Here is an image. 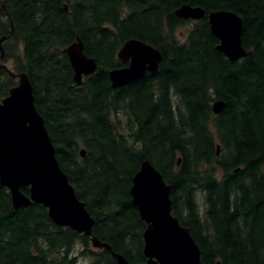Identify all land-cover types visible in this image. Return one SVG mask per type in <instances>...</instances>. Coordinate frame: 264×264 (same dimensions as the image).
I'll return each instance as SVG.
<instances>
[{"label":"trees","instance_id":"trees-1","mask_svg":"<svg viewBox=\"0 0 264 264\" xmlns=\"http://www.w3.org/2000/svg\"><path fill=\"white\" fill-rule=\"evenodd\" d=\"M183 5L237 16L250 55L228 62L205 19L173 16ZM2 38V63L27 75L58 168L93 220L91 237L128 264L145 262V226L129 188L147 161L169 187L170 214L201 264H264V0H0ZM76 38L96 64L80 87L63 54ZM129 40L157 50L161 62L155 74L111 89L107 73L122 67L116 53ZM15 85L0 70V101ZM216 101L224 109L214 116ZM78 257L113 264L42 207L13 212L0 185V264Z\"/></svg>","mask_w":264,"mask_h":264},{"label":"water","instance_id":"water-1","mask_svg":"<svg viewBox=\"0 0 264 264\" xmlns=\"http://www.w3.org/2000/svg\"><path fill=\"white\" fill-rule=\"evenodd\" d=\"M63 9L65 11V7ZM173 16L183 22L205 19L210 35L217 42L216 51L228 62L236 63L249 56L250 53L241 47V21L234 14L216 11L205 15L200 8L183 5ZM5 40H0V60L4 58L1 45ZM63 54L75 86L79 87L82 78L95 73L96 64L84 55L78 38L63 50ZM116 59L123 67L107 73L111 89L123 88L141 81L146 74H155L161 62L157 50L136 40L126 41ZM0 70L17 81L0 101V185L10 194L11 210H26L32 204L40 206L54 226L88 238L91 249L108 253L113 264H128L109 246L91 237L93 220L58 168L43 121L36 113L27 75H14L3 65ZM223 109L222 102L211 105L214 116L221 114ZM79 156L83 158V151ZM178 164L179 160L176 166ZM22 189H28V197L23 195ZM129 196L145 226L141 235L143 264H201L199 250L188 230L170 214L169 187L147 161L139 165L131 178Z\"/></svg>","mask_w":264,"mask_h":264},{"label":"rangeland","instance_id":"rangeland-1","mask_svg":"<svg viewBox=\"0 0 264 264\" xmlns=\"http://www.w3.org/2000/svg\"><path fill=\"white\" fill-rule=\"evenodd\" d=\"M184 31H185V29H184ZM0 64H3V65H5L9 70H12L13 69V63L11 62V61H8V62H6V63H2V62H0ZM79 149H81V148H79ZM196 202L198 203L197 204V207H198V213H199V215L201 216L202 215V207H201V202H200V199H199V197L197 196L196 197ZM89 247H90V245H89ZM91 249V248H90ZM75 250H76V256H78V254L77 253H79L80 252V249L78 248V247H76L75 248ZM92 250V249H91ZM79 258V257H78ZM90 263V261H89V259H86V258H79L78 259V261H77V264H89Z\"/></svg>","mask_w":264,"mask_h":264},{"label":"bare ground","instance_id":"bare-ground-1","mask_svg":"<svg viewBox=\"0 0 264 264\" xmlns=\"http://www.w3.org/2000/svg\"><path fill=\"white\" fill-rule=\"evenodd\" d=\"M242 47V46H241ZM243 49V48H242ZM244 50V49H243ZM250 53V52H249ZM250 55V54H249Z\"/></svg>","mask_w":264,"mask_h":264}]
</instances>
